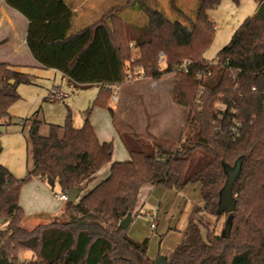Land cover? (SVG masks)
<instances>
[{
	"label": "trees",
	"instance_id": "16d2710c",
	"mask_svg": "<svg viewBox=\"0 0 264 264\" xmlns=\"http://www.w3.org/2000/svg\"><path fill=\"white\" fill-rule=\"evenodd\" d=\"M3 1L27 19L26 44L36 62L76 84L99 86L95 105L110 110L129 159L113 161V142L99 139L90 110L82 127L74 126L69 113L64 123H49L46 133L39 110L23 119L32 167L25 177L16 178L0 163V217L7 222L0 230V264H148V239L136 241L129 227H120L127 215L136 217L139 193L147 184L178 191L198 184L203 200L202 206L193 207L170 256L152 264H264V0H255L254 15L211 61L203 57L215 34L208 10L221 0H201L188 23L148 9L147 24L130 37L141 52L134 65L145 76L178 74L173 101L186 107V114L184 132L174 141L120 130L109 106L127 76L125 18L111 10L72 32L75 14L68 0ZM162 53L167 58L164 68L159 64ZM28 83L30 74L0 62V125L11 123L18 87ZM217 102L226 109H216ZM198 154L203 163L193 165ZM108 163V175L98 181ZM237 163L241 169L232 188L236 207L220 213L228 179L225 165ZM34 178L58 190L57 196L81 191L76 202L65 203L72 219L33 229L22 225L26 213L21 190ZM204 213L226 215L230 235L225 228L221 234L212 232ZM25 251L34 256L21 259Z\"/></svg>",
	"mask_w": 264,
	"mask_h": 264
},
{
	"label": "rangeland",
	"instance_id": "374dc122",
	"mask_svg": "<svg viewBox=\"0 0 264 264\" xmlns=\"http://www.w3.org/2000/svg\"><path fill=\"white\" fill-rule=\"evenodd\" d=\"M68 1L71 4L80 3L77 8L79 16H74L72 32L96 22L111 10H115L127 22L129 39L126 46L130 50V54L125 60L127 76L123 84L115 88L109 102V106L116 112V122L119 129L129 133L136 132L146 138L152 134L172 141L178 140L184 132L186 114V107L177 105L173 101L178 74L176 72L169 73L160 79L145 76L143 69L134 65L141 52L131 38L138 36L140 33L136 30L147 24L148 9L161 10L172 19H179L188 23V18L194 17L201 0H173L174 2L172 0ZM1 2L0 0V5ZM257 6L255 0H242L239 4L233 0H221L218 5L210 8L208 15L215 25V34L212 43L203 54L204 59L210 61L215 59L217 54L229 44L243 22L254 15ZM3 20L5 23H9L11 16L3 13ZM7 35L6 27L0 30V52H2V44L6 42L2 39L6 38ZM18 38L19 42L22 43L23 30L21 28L18 30ZM162 55L167 60L166 55L164 53ZM161 56L159 64L164 68L166 60L161 61ZM25 69L31 68L25 66ZM30 73L32 83L19 85L20 98L11 106L12 109L17 106L18 112L16 113H20L17 115L26 118L32 111L34 113L39 110V117L45 123L42 132L46 133L49 123L62 124L69 113L74 126L82 127L90 110V123L98 131L100 137H106L113 142V160L124 161L129 159V153L114 127L110 110L107 107L95 105V99L99 92L97 84L84 86L70 81L67 77L62 78L60 75L54 80L35 75L36 72ZM57 87L68 94L64 102L55 97L56 100L47 98L52 96L51 92ZM114 96L117 98L116 101ZM170 100L179 107L166 111V104ZM218 103L215 105L216 109ZM163 117H166L164 121L161 120ZM19 120L16 118L11 125H0V163L6 166L16 178H23L32 167V146L27 140L28 127L23 131L24 123H19ZM199 158L200 154L196 155L192 164L203 163L200 162ZM109 165L110 163L105 167ZM225 167L227 171L230 169L228 165ZM32 182L33 180L25 184L20 194V204L22 200L27 211L37 207L36 202H33L29 196V184ZM43 183L49 187L50 196L55 201L53 203L59 205L62 202L66 203V201H61L55 196V192L60 193L58 190L53 191L46 182L43 181ZM199 190L198 184H189L181 191L162 185L145 187L140 191L139 200L141 202L140 204L138 202L139 206L133 212V216L136 217L131 220L129 235L139 242L148 239V264H152L156 259L168 258L174 247L180 242L193 207L203 205ZM64 204L62 205L63 210L56 213L47 211L49 214L33 215L31 213L25 215L22 225L27 229H33L40 224H61L72 219L73 215L64 211ZM52 213L55 214L52 215ZM204 214L210 222L211 231L221 234L225 228L227 216L217 217ZM154 223H156V228L152 226ZM6 227L7 222L0 223V230ZM31 256H34L32 252L25 251L20 258L29 259Z\"/></svg>",
	"mask_w": 264,
	"mask_h": 264
},
{
	"label": "crops",
	"instance_id": "0c3cea01",
	"mask_svg": "<svg viewBox=\"0 0 264 264\" xmlns=\"http://www.w3.org/2000/svg\"><path fill=\"white\" fill-rule=\"evenodd\" d=\"M1 1L2 2L0 5V30L4 29V27H6L8 35L6 36V38L2 39V40H5L6 42L3 43L1 46L3 48H2V52H0V56H1L0 62H8L16 70L26 72L30 75H31L30 72H36V73H34L35 75H38L40 77H46L48 79H54V80L57 79L58 75H60L62 78L65 77L64 75H62L59 71H57L55 69L43 68L38 62H36L34 60L31 53L29 52V49H28L27 44H26V32H27V26H28L27 19L24 16H22L19 12L15 11L14 9L7 6L3 0H1ZM78 6H80V3H73L72 4L73 12H74L75 16H79L78 9H77ZM256 10H257V8H256ZM3 13H6L8 16H11V22H9V23L4 22ZM20 28H21V30H23V41H22V43L19 42V38H18V30ZM25 66H28L31 69L27 70V69H25ZM47 98L51 99V100H56V99H54L53 96H50ZM166 105H167L166 111L173 110V109L179 107V106L175 105L172 100L168 101ZM13 112H15V113H13ZM16 112H18L17 106L13 109L10 108V115L12 117V121L10 124H4V125H11L16 118H19L20 119L19 123H22V120L25 119V117H22V115H17L20 113H16ZM31 113L33 114V111ZM31 113L28 116H30ZM165 118L166 117H163L161 120L164 121ZM96 132H97L98 137L101 141H109L106 137L101 138L97 130H96ZM115 161H117V160H115ZM110 167H111V164L108 167H104L102 169V172H100V174H99L98 181L108 175V173L110 171ZM32 180H33V182L31 184H29L30 188L28 189V191H30L29 196L32 198L33 202H36L37 207L34 209H29L27 211V208L25 207V205L23 204V202L21 200V205H23L22 207L25 210L26 215H28V214L30 215L31 213L33 215L34 214H41V213H43L45 215V214H49V212H55L56 213L59 210H63L62 205L64 204V202H62V204L60 203V205L53 203L55 201L50 196L51 195L49 192L50 189L48 186H46L43 183L42 180H40L38 178H34ZM98 181H96V182H98ZM94 184H92L91 187ZM145 187L150 188V187H153V185L147 184V185H144L142 188L144 189ZM56 199H58V198H56ZM59 200H61V199H59ZM61 201H63V200H61ZM140 202L141 201L139 200V204H140ZM139 204H138V206H139ZM47 211H49V212H47ZM55 213H52V215Z\"/></svg>",
	"mask_w": 264,
	"mask_h": 264
},
{
	"label": "water",
	"instance_id": "95a60500",
	"mask_svg": "<svg viewBox=\"0 0 264 264\" xmlns=\"http://www.w3.org/2000/svg\"><path fill=\"white\" fill-rule=\"evenodd\" d=\"M14 81L12 80L11 83H13ZM230 169L227 171L228 174V179L227 182L225 184V186L223 187L222 191H221V196H220V207H219V212H232L235 207H236V200L233 196V185L234 182L236 180V178L239 175L240 169H241V164L237 163L234 167H229ZM80 190H70L68 191L67 197H68V201L69 202H76L79 195H80ZM131 220H132V215L129 214L127 215L126 218H124L121 223H120V227L123 229H127L130 224H131ZM4 222V219L0 217V223ZM230 228H231V224L227 223L225 226V235L228 237L230 235ZM165 260V259H163ZM162 260H158L159 263H161Z\"/></svg>",
	"mask_w": 264,
	"mask_h": 264
},
{
	"label": "built area",
	"instance_id": "2783aa9c",
	"mask_svg": "<svg viewBox=\"0 0 264 264\" xmlns=\"http://www.w3.org/2000/svg\"><path fill=\"white\" fill-rule=\"evenodd\" d=\"M165 60H166V59H165V56L162 55V56H161V61L164 62ZM51 94H52L53 97H55L56 99H58L59 101H62V102H64L65 98H67V96H68L67 93L61 91V90L58 89V88H55ZM114 97H115V96H114ZM114 99H115V101L117 100L116 97H115ZM217 106H218L217 109L222 110V111H224V110L226 109V107H227V106H226L225 104H223V103H218ZM55 196L58 197L59 199L63 200V201H67V200H68V197H67V194H66V193H63V194H61V195H59V196H57V195H55ZM152 226H154V224H153Z\"/></svg>",
	"mask_w": 264,
	"mask_h": 264
}]
</instances>
